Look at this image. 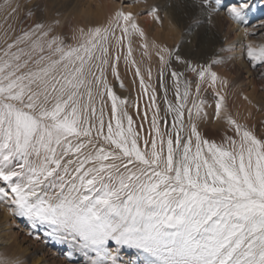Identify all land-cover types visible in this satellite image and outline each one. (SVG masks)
I'll return each mask as SVG.
<instances>
[{
    "label": "snow or ice",
    "instance_id": "1",
    "mask_svg": "<svg viewBox=\"0 0 264 264\" xmlns=\"http://www.w3.org/2000/svg\"><path fill=\"white\" fill-rule=\"evenodd\" d=\"M248 6L241 0L239 7L233 5L228 9L229 15L240 20ZM11 10L15 12L16 8ZM156 12L153 8L150 14L159 20ZM116 28L124 37L131 35L129 29L144 37L133 14L121 9L115 12L107 27L90 28L87 33L81 28V35L87 39L79 48L66 50L61 46V38L53 36L46 45L51 52L60 54L59 59L40 55L33 61L38 66L36 70L26 72L21 69L27 68L32 53H25L23 48H18L17 52L11 49L31 41L32 52L42 53L45 44L39 37L36 40L32 37L37 31L41 37H47L51 27L41 31L44 25L37 23L35 29L25 31L7 45L4 53L7 58H0V157L5 163L15 158L23 163L19 171L0 169V181L10 189L9 193L5 187H0V200H10L14 215L26 219L32 227L47 225L49 236L61 240L70 238L82 249L95 253L92 264L109 260L116 264L117 257L109 251L110 242L141 250L150 257L148 264H264V141L231 117L228 123L235 126L240 136L238 145L231 137L228 138L230 149L202 140L193 124L186 143L182 144L177 135L174 147L169 136L166 157L164 139L155 118L152 127L161 137L160 147L158 150L153 139L150 153L141 151L138 146V134L131 127L130 116L127 129L117 119L115 129L111 123L107 125V135H104L101 118L97 135L114 149L109 152L101 147L95 155L90 153L79 160L72 181L58 177L61 183L54 196L40 190L44 181L61 167L57 147L63 146V156L79 154L85 144L73 145L68 137L92 135L93 126L85 127L88 121L81 115L79 89L85 85V66L90 61L109 64V49L105 44L109 36H115ZM121 40L122 37H116L117 44ZM143 46L147 48V44ZM97 51L100 55H96ZM160 53L172 55L164 47L160 48ZM22 55H27L28 59L21 63ZM131 55L129 44L125 59ZM247 55L254 62H264V46L256 49L249 45ZM119 58L117 56L116 60ZM176 59L181 58L176 56ZM160 61L167 63L162 54ZM61 67L62 71H58ZM191 70L197 71L195 67ZM112 71L118 76L115 64ZM89 73L94 75L90 69ZM103 75L101 67L96 80L100 82ZM136 75H140L139 68ZM172 75L176 78L180 74L173 72ZM198 75L201 81L206 75L213 84L217 80V74L210 67L201 66ZM104 86L107 88L106 82ZM141 87H144L143 77ZM187 87L186 84L182 97L177 88L178 99H188ZM91 95L88 89L90 100ZM108 95L115 117L118 97L110 89ZM123 103L121 100L120 104ZM221 106V103L216 105L217 117ZM183 107L180 104L174 109L178 120L183 116ZM193 107L199 115L200 106L194 103ZM92 111L94 113L95 109ZM191 136L196 138L194 154ZM202 145L208 149V158L203 155ZM41 152L43 161L31 165L28 157L33 153L39 157ZM123 158H127L123 165L104 163ZM134 161L144 166L138 170L139 174L127 167ZM90 162L99 166L85 169L84 165ZM71 163L73 161L69 160L68 164ZM121 166L124 173L119 172ZM64 173L68 174L66 165Z\"/></svg>",
    "mask_w": 264,
    "mask_h": 264
},
{
    "label": "rangeland",
    "instance_id": "2",
    "mask_svg": "<svg viewBox=\"0 0 264 264\" xmlns=\"http://www.w3.org/2000/svg\"><path fill=\"white\" fill-rule=\"evenodd\" d=\"M135 1L139 4L141 3L140 0H135ZM21 2L23 3L21 4ZM59 2H60L59 0H0V58H7V57H4V53L7 50L8 44L14 43L16 38L19 36H22L25 31H29V30L32 31L33 29H35V25L37 23H41L44 25V29L41 31H48V27L51 26V31L49 32V35L47 37H41L39 33L40 31H37L36 36L32 37V40H36L39 37L41 43L45 44L44 51L42 53L38 51L32 53L31 41H26L24 43L19 44L18 47L11 52H17L18 48H23L25 50V53H32V60L29 61L28 63L29 65L27 66V68L21 69L23 70L22 72H26L29 69L36 70L38 66L33 61L37 59L40 55L51 57V59H59L60 54L51 52L47 48L46 41L50 40L53 36H59L62 41L61 46L65 47L66 45H68L65 42L66 36H65L64 29H68V26L72 23V21H75V16L73 12L72 11L64 12L63 9L61 8L62 4L60 3L59 5L58 4ZM240 2L241 0H219V3H217V0H208L207 3H203V0H173V2L170 4L172 7H175L178 9L179 7L183 6L187 8L188 11H190L189 19L187 23L185 24L174 19V26H176L178 30L176 31V34L178 35L177 41L175 40L176 34L171 33L170 30L164 31L161 28L160 32L158 33L160 38L157 41L153 40L151 44H149V46L147 47L148 52L150 51L154 52V57L153 59H151V61L153 63H156L158 66V67L156 66V69H155V74L157 75L153 77V80H151L150 78L151 83H148L146 81L144 82V80L147 77L146 75L147 71H149V69L151 70V68H148L149 66L148 64H146L145 62L146 60L144 59L135 60L134 59L135 56L133 54L131 55L130 58L126 60L125 57L128 56V48H125V47L122 48L123 50L122 72L124 70V66L129 65V67H131L130 66L132 63L131 61H133L134 59L135 65L133 64V68L131 67L133 69L132 73L136 81L138 79H141V77H144L143 78L144 87L142 88L141 83H140V85L138 86V90L133 91L132 90L133 88L132 87L130 88L128 86V82H127L128 80L125 78V75L122 73V77H121V75L118 73V76L121 78V81H122V87L117 86L116 84L111 85V88H112L111 91L116 90L113 94L116 97H118L117 113L115 117H113L112 115V100L108 95V88H105V86L102 89L100 88L96 89V87L87 88V91H86L87 95H88V89H91V94H92L91 97H93V99L95 98L94 99L95 101L93 99L92 101L96 102L94 104H91L90 106L88 105V107H87L86 102L82 101L81 96H79V102H80V106L82 110L81 111L82 117L84 116L83 118H85L86 115L88 114V111L90 110L91 118L94 119L95 117H97L96 118L97 120H93V123L92 121L87 120L89 123L85 125V127H88L90 125L93 126L91 136L89 137L81 136V137H75V138L68 137V139L71 141L73 145H76L78 143L85 144V147L81 150V153L79 154L69 153L67 156H63V146L58 147L57 158L61 159V167L60 169H57V172H56L57 175L59 174V177L63 176L64 181L66 182L72 181L73 177L76 176L73 173H75L74 169L77 167L79 160L83 159L85 156H87L90 153L92 155H95L96 150L101 147L109 152H111L114 149V146L110 145L107 141H105L102 136L97 135V129L99 128V121L102 118L104 121V125H105L103 132H104V135H107V125L109 123L112 124L114 129H115L117 119H120L122 124L124 123L123 122L124 116H125L124 107L130 108L132 111L134 110L136 111V106L134 104V101H128L126 104V98L124 99L125 93H128L130 95L133 94L134 97L135 96L139 97L140 101H139V104L137 105L141 107L142 109L141 111L143 112L142 115L145 114L147 116V119H149V125L151 127H152L154 118L156 122L160 120V119H156V111H158L159 109L157 108L159 104V100L160 101L162 100L163 103L168 107L170 105L169 104L170 98L173 100L170 103H173L175 105L181 104L180 101H176L177 88H180L181 90L185 91V85L181 82H180V85H177L176 84L177 77L175 79L172 73L175 72L176 70L179 72H183L186 70L188 71L189 70L188 69V64H189L188 58L194 56L195 58L202 59L205 56V54H207V49L204 46L195 48L194 50L191 49L190 46L192 47L195 46V42H202L205 44V42L209 43V42H216V41L221 42L222 41L221 45L223 46L224 42L228 40V44L232 45L231 46L232 49H235V50L238 48V44H241L239 43V40H243L244 42H246V40L250 41L251 43L254 44L253 48H256V49L264 46V0H245V2L248 3L249 6L243 10L242 18L240 20H235L229 15L228 9L233 5H235L236 7H239ZM120 3L122 7L133 6L130 3H128L126 0H122L120 1ZM12 8H16V11L12 12L11 10ZM160 11L166 13V11H163V10H160ZM28 12H31V15H29ZM64 15L66 16L65 18H64ZM148 16H150L148 13L143 15V17H148ZM56 21H59V23H56ZM53 26L55 28H53ZM75 27H77V25ZM75 27L74 28L71 27V30L68 29L69 33L80 32V27H77V28ZM17 28L18 30H16ZM165 35H168V38L165 37ZM126 40L129 41L128 38ZM105 46L108 47L109 46L108 43H106ZM162 47L169 49L172 55L169 56L167 53H160V48ZM124 51L126 52L124 53ZM247 51H248V46L245 47V50L242 56L244 55L243 56L244 62H246L249 65V69L251 70L252 68V70L254 71L253 74L255 77V80H254L255 83H251V82L248 83V79H246L248 75L246 74V72H244L242 77L237 76L236 73L238 72V68L240 66L238 65L239 61L235 60L236 56L234 57V63H233L234 65H228L227 61L224 59V57H221V55L216 56L217 63L219 64L221 63L220 65L218 64L219 70L225 73L226 80L222 78L223 79L222 81L221 80L216 81L215 85H216L217 90L211 89L210 92H207L208 97L209 95L210 97L204 100V102L206 101L205 105H207L206 106L207 110L211 108L210 113H211L212 119L217 116L216 115V105L220 103L221 98L219 97H223L224 95L222 91H220L222 89H224V91L227 90L229 93H233V95H239L240 97L244 95L243 92L246 89L247 90L246 94L251 95L254 98L253 100H255L254 102L256 103V106L253 108V110L257 111L261 116H263L264 114V62H259V61L254 62L250 60V58L247 55ZM161 54L165 56V59L167 60L166 64L161 63L160 61ZM57 55L58 57H56ZM96 55H100L99 51L96 52ZM176 56H179L181 59L177 60ZM25 59H28L27 55H22L21 63ZM78 63L79 62H77V64ZM225 64L226 66H224ZM97 65H99L100 67H97ZM101 67L103 68L104 65H102L99 60L93 59L92 61L89 62L88 68L87 70H85V74L90 76L91 75L89 73V69H90V72L94 73V75L92 76L96 79V77L100 76ZM137 68H139L140 70V75H136ZM174 68L176 69L175 71H174ZM58 71H62V67L58 69ZM189 71L187 72V74H191V75L193 74L192 76L195 79L194 84L189 85L186 83L188 86L187 90L189 91L190 97H193L194 93L197 92V85H199V89H201V88H205L210 83L212 84L211 78L209 76L206 75L205 79L201 81L198 73L193 72V71L189 72ZM103 76H105V73ZM179 78L181 79L180 75H179ZM115 82H117V80H115ZM251 89L253 92L251 91ZM214 95H217L218 98H213ZM87 98H89V96ZM121 100L124 101L123 104H120ZM93 109L96 110L94 113L92 111ZM227 109H228L227 107L226 108L221 107L220 115L218 118L220 123L217 125V128L220 130L227 129V131H229L230 128L231 130H233L235 127L234 125H230L228 123V117H232V113L230 112L231 110L228 109L229 111L228 112ZM207 114L205 111L206 116ZM208 115L210 116V114ZM258 123H260L262 127L256 131L255 136L259 138V135H260L261 137L264 138V120L261 119ZM138 137L141 140L140 135H138ZM160 138H161L160 136L156 135V132L152 127L151 139H150V142L148 143V146L150 147L151 141L155 139L157 142L158 150H159ZM89 141H91V143H89ZM192 153L194 154V152ZM163 155L165 157L167 155V143L166 142H164ZM43 157H44L43 152H41V155L39 157L35 153H33L32 155L28 157V160L31 165L35 166V165L40 164L43 161ZM126 159L127 158H124L122 160L118 159V160H115L116 162L112 160H108L106 162L116 163L117 165H123L127 163ZM0 160L1 161L3 160L2 157H0ZM69 160L73 161V163L68 164ZM10 162H12L13 164V167L10 170L14 169L16 171L20 170L19 165L23 163V161L20 160L19 158L12 159V161ZM16 163L18 164L16 165ZM90 163H86L84 165L85 169L94 167V166L95 167L99 166V164L96 162H90ZM65 165L68 167V172H69L68 174L64 173L63 167H65ZM50 167H55V165H50ZM127 167L132 172H137V174H139L138 170L144 166L141 165L139 162L134 161L133 164H128ZM119 172L120 173L125 172V169L123 166L119 168ZM54 175L49 177L50 179L48 178L47 180H45L44 184L52 185ZM5 185L6 184L4 182L0 181V187H3ZM1 211L2 209L0 208V218L2 216ZM26 222L27 221H22V223H26ZM31 233L33 234L32 230H31ZM39 235L42 236V234H39ZM4 244L5 243L0 244V248L4 246ZM19 244L23 247V249H28V247H30L29 252L25 255L26 256L25 264H32V260H31L32 255L30 254L32 251L31 250L32 247L30 246V243H28L27 241H22V242H19ZM108 247H109V251L112 252L113 255H116L117 257L116 264H122V263L123 264H132V263L133 264H137V263L138 264H148V261H149L148 259H150V257L146 253L142 252L141 250L135 249V248H126V249H130L127 251L125 249V247L127 246H122L120 250H118L119 251L118 252L116 251L115 243H110ZM54 252H57L58 256L57 255L48 256L46 258L47 262H42V264H92L85 260V257H83L82 255L83 253L82 250H80L79 252L80 255L77 257V260L74 259V257L71 259V256H72L71 254L69 256H65L66 253H68V249L64 245L62 246V248L59 247L58 245L53 246L51 253H54ZM139 253L140 255H138ZM35 257H40V254L36 252ZM147 257L149 258L147 259ZM144 258H146L147 260L146 259L143 260ZM39 259H42V258H39Z\"/></svg>",
    "mask_w": 264,
    "mask_h": 264
},
{
    "label": "bare ground",
    "instance_id": "3",
    "mask_svg": "<svg viewBox=\"0 0 264 264\" xmlns=\"http://www.w3.org/2000/svg\"><path fill=\"white\" fill-rule=\"evenodd\" d=\"M59 1L60 2L58 4L59 5H60V3L62 4V7L61 6L60 7L63 9L64 12L65 11H72L74 16H75V21H72V23L68 26L69 30H71V27L74 28L76 25H77V27H80V29L83 28L85 33H87L90 28L107 27L109 24V21L114 17L115 12L122 9L126 13L131 12L133 14L136 24L144 32V37L142 38L139 36L138 33L132 32V30L129 29V31L131 32V35L124 37L123 34L121 33V30L119 28H116L115 29V36H109V39L107 41V43L109 45L108 46L109 64L104 65V67H103L106 77L103 76L101 78V82H98L92 76V74L90 76L85 74V76H84L85 85L79 89L81 100L86 102L87 107H88V105L90 106L91 104L96 103V102H94L95 98L93 99V97H91V100L89 98H87L88 97V95L86 93L87 88L96 87V89L97 88L102 89L104 87L105 82L107 84L108 90L109 89L112 90V88H111L112 84H116L117 86L122 87L121 78L119 76H117L116 74H114L112 71V65L113 64H115L116 71H117V73H119L121 75V77H122V73L125 75V78L128 80L127 81L128 86L130 88L132 87L133 91L138 90V86L141 83V79H138L137 81L135 80V77L132 73L133 72V69H132L133 63H131V65H130L132 68L129 67V65H126L127 67L124 66V70L122 72V53H123L122 48H124V47L129 48V44L132 48V54L135 56L134 59L135 60L136 59L146 60L145 62L149 66L148 68H151V70L149 69V71H147V73H146L147 77L144 80V82L146 81L148 83H151V80H153V77L155 75H157V74H155V69H156L157 64L153 63L151 61V59H153V57H154V52L153 51L148 52L147 48H145L143 45L147 44V47H148L149 44H151V42L153 40L157 41L160 38L158 33L160 32L161 28L164 31L170 30L171 33L176 34V31H178V30H177L176 26H174V19L185 24V23H187V21L189 19V15H190V11H188V9L183 7V6L179 7L178 9L175 7H172L170 4L173 2V0H140V2H141L140 4L137 3L135 0H126L128 3L133 5V6H129V7H122V5H120L121 4L120 1H122V0H59ZM22 3L23 2H21V4ZM153 8L157 9L156 15L159 17V20H157L154 16H152L150 14L151 10ZM37 9H38V7H37ZM160 10L166 11V13L161 12ZM146 13H148L150 16L143 17V15ZM65 17L66 16L64 15V18ZM189 22H190V20H189ZM46 25H48V24H46ZM48 26H50V25H48ZM77 27H75V28H77ZM53 28H55V27L53 26ZM48 29H49V27H48ZM68 29H64L65 36H66L65 42H66V44H68L64 47L65 49H67V48H79V46L82 43H85L87 36H82L80 32L69 33ZM16 30H18V28ZM26 30H28V29H26ZM68 33H69V35H68ZM176 35H175V37H176L175 40L177 41L178 35L177 36ZM116 37H122L120 44L116 43ZM165 37L168 38V35H165ZM127 38L129 41L126 40ZM221 42L220 41L209 42V43L205 42V44L202 42H195V46H193V47L190 46V48L193 50L195 48L204 46L207 49V54H205V56L202 59L195 58L194 56L190 57V58L187 57L188 62H189L188 69L191 70L192 67H195L197 69L196 73H198L201 66L210 67L211 71H213L217 74V80L216 81H220V80L222 81L223 80L222 78H224V80H226L225 79L226 78L225 73L223 71L219 70V65L221 63L220 64L217 62L214 63V61H217L216 56L221 55V57H224V59L227 61L228 65H234L233 64L234 63V57L236 56L235 60L239 61L238 65L240 66L238 68V72L236 73L237 76L242 77L244 72H246V74L248 75L246 77V79H248V83H250V82L255 83L254 82L255 77L253 74L254 71L252 70V68H251L252 71L249 69V65L246 62H244V57H243L244 55L242 56V54L245 50V47L249 46V45L254 47V44L248 40H246V42H244L243 40H239V43H241V44H238V48L235 50V49H232V47H231L232 45L228 44V40L224 42L223 46L221 45ZM17 47H18V45L16 47H13L11 49V51L16 49ZM125 52L126 51H124V53ZM145 53H147V54H145ZM117 56L120 57L119 60H116ZM56 57H58V55ZM218 58H220V57H218ZM134 59H133V61H134ZM45 62H47V61H45ZM185 66H186V64H185ZM224 66H226V64ZM87 68H88V65L85 66V70H87ZM175 70L176 69L174 68V71ZM21 71H23V70H21ZM188 71L187 70L183 71V72H179L177 70L175 71L176 73L180 74V76H181V79L178 76L177 81L174 80V81H176L177 85H180V82L183 83L184 85H186V83L189 85L194 84L195 79L192 76L193 74L192 75L187 74ZM191 71H189V72H191ZM149 73H150V75H149ZM114 77H115V79H114ZM248 77H250V78H248ZM150 78H151V80H150ZM115 80H117V82H115ZM89 81H90V83H89ZM215 84H216V82L214 84L210 83L205 88L199 89L198 93L195 92L194 95L192 94L193 97H190V94H189L188 99L186 101H184L182 99H178V96H176V101H180V103L184 105V107L182 109L183 116L180 120L177 119V114L174 110L180 104L175 105L173 103H170L173 101L170 98V102H169L170 105L168 107L163 103L162 100L161 101L159 100V104L157 107L159 109H158V111H156V109H155V111H156V119H160V120L156 123L160 129L161 136H163L164 142L167 143V139L169 138V136H171V138L173 139V146L175 147L176 136L179 135L181 137L182 144L186 143L189 136L191 135V127L193 124H195L196 129L200 133L202 140H207L209 142L215 143L217 146H222L225 149H230L231 145H230V142L228 139L229 138L228 136H230L233 140H235L237 142V145L239 144L240 136L237 135L235 127L233 130H231V128H230L229 131H227V129H221V130L218 129L217 125L220 123V121L218 119L219 117L216 116L215 118H213L214 119L213 120L211 113H210L211 108H209L207 110V107H206L207 105H205L206 101L204 102V100H206L207 98L210 97V95L208 97L207 92H210L211 89L217 90ZM115 91L116 90L112 91V93H114ZM220 91H222V93L224 94L222 102L220 99V103L222 104L221 107L222 108L227 107L229 110H231L230 111L232 113L231 118L233 120H235L237 122V124L243 126V128L251 131L253 133V135H256V131L262 127V125L258 122L261 119L264 120V114H263V116H261L257 111L253 110V108L256 106V103L254 102L255 100H253L254 98L251 95L246 94V91H247L246 89L244 90L245 93L243 92L244 95H242V97H240L239 95H233V93H229L227 90L224 91V89H222ZM251 91H252V89H251ZM179 92H180V95L182 97L184 90H181L179 88ZM125 98H126V104L128 101H134V104L136 106V111L135 110L132 111L130 108L124 107V112L127 115L124 116V121H123L124 123L122 125L125 129H127L129 127L127 117L130 116L132 118L131 127H132L133 131L135 133H137L138 135H140V137H141V140L138 137V146L139 147L141 146L140 149L142 151L151 152V146L149 147L148 143L150 142V139H151L152 127L149 125V119H147V116L145 114L142 115L143 112L141 111L142 110L141 107H139L137 105V104H139V101H140L139 97H136V96L134 97L133 94L130 95L128 93H125L124 99ZM213 98H218V96L214 95ZM219 98H221V97H219ZM92 99L94 101H92ZM96 100H98V99H96ZM194 103L198 104L200 106L199 115L196 114L197 109L195 107H193ZM205 108H206V110H205ZM190 109H191V115H189ZM228 109H227V111H228ZM205 111H206V114L208 112V114H210V116L208 114L206 116ZM83 114H85V113H83ZM86 118L88 121H92V123H93V120H97L96 119L97 117H95L94 119L91 118L90 110L88 111ZM161 118H163V119H161ZM226 135H227V137H226ZM257 139L264 141V138L261 137L260 135H259V138H257ZM145 141L148 142L147 145L145 144ZM191 141H192L191 151L195 153V151H196V148H195L196 138H195V136H191ZM57 149H58V147H57ZM57 149H56V151H57ZM182 151H183V149L181 147V149H180L181 155H182ZM202 151H203V155L205 156V158H208L209 153H208V149L206 146L202 145ZM179 158H180V155H177L176 159H179ZM104 162H106V161H104ZM17 164L18 163H16V165ZM90 164H92V163H90ZM94 165H95V163H94ZM12 167H13L12 162L9 161V162L5 163L3 160L2 161L0 160V169L10 170V169H12ZM54 174L55 175H54V179H53V184L56 185L55 187H53V184L52 185L51 184L50 185L42 184L40 186V190L47 192L48 196H54L57 192H59L58 185L61 183V181L58 178L59 174L58 175H57V173H54ZM73 174L76 175V173H73ZM3 187H5V189L7 191H9V193H10V189H8L7 185H5ZM65 189H67V188H65ZM0 208L2 209V211H1L2 216L0 218V244L5 243L4 246H2L0 248V264H25V259H26L25 255L29 252L30 247H28V249H23V247L19 244V242H22V241H27L28 243H30V246L32 247L31 248L32 251L30 253L32 255L31 256L32 264H42V262H47L46 258L48 256H55V255L58 256L57 252L51 253L52 247L57 246V245L61 248L63 245L66 246V248L68 249V253H66L65 256H69L71 254L72 255L71 259L74 257V259L77 260V257L80 255V253H79L80 250H82V252H83L82 255H83V257H85V260L87 262L92 263L93 259L96 258L95 253H93L89 250H86V249H82L80 244L77 241H73L70 238L67 240H61L58 237L49 236L47 233L50 231V228L47 225L37 226L34 228L31 226L30 222L27 221L26 219L19 218V217L15 216L14 212L11 210L12 208H14V206L11 205L10 200H0ZM22 221H27V222L22 223ZM31 230L33 231V234L31 233ZM37 233L42 234V236H40ZM110 243H115V242H110ZM115 246H116L115 247L116 251L120 250V248L122 247V246H118L116 244H115ZM126 248H129V247H125V249ZM126 250L128 251L130 249H126ZM36 252L40 254V257H35ZM138 255H140V253ZM39 258H42V259H39ZM148 258L149 257H147V259ZM145 259L146 258H144L143 260H145ZM111 263L112 262L110 260L104 262V264H111Z\"/></svg>",
    "mask_w": 264,
    "mask_h": 264
}]
</instances>
